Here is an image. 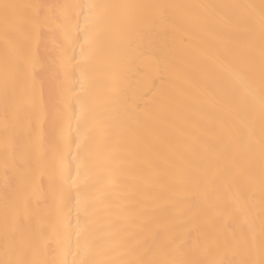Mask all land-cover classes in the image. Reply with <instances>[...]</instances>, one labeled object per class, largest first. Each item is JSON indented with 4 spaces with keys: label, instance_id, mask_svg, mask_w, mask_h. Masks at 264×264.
Segmentation results:
<instances>
[{
    "label": "snow or ice",
    "instance_id": "6c2138e0",
    "mask_svg": "<svg viewBox=\"0 0 264 264\" xmlns=\"http://www.w3.org/2000/svg\"><path fill=\"white\" fill-rule=\"evenodd\" d=\"M0 264H264V0H0Z\"/></svg>",
    "mask_w": 264,
    "mask_h": 264
}]
</instances>
